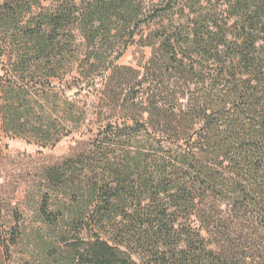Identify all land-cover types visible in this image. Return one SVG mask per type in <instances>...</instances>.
Here are the masks:
<instances>
[{
    "label": "trees",
    "instance_id": "16d2710c",
    "mask_svg": "<svg viewBox=\"0 0 264 264\" xmlns=\"http://www.w3.org/2000/svg\"><path fill=\"white\" fill-rule=\"evenodd\" d=\"M0 72V131L42 148L105 95L34 227L0 193V264H264V0H0Z\"/></svg>",
    "mask_w": 264,
    "mask_h": 264
},
{
    "label": "rangeland",
    "instance_id": "374dc122",
    "mask_svg": "<svg viewBox=\"0 0 264 264\" xmlns=\"http://www.w3.org/2000/svg\"><path fill=\"white\" fill-rule=\"evenodd\" d=\"M152 52L153 49L150 47L132 46L119 64L142 72V68L151 58ZM59 87L61 86L59 85ZM99 89H103L102 84L99 85L98 91L92 90L88 97L86 96L87 91L83 93L85 97L81 99V106L85 107L87 111V123L80 131H74L55 147L42 148L30 139L7 136L0 131V193L2 198L6 200L5 214L10 223L7 224L8 226L14 223L10 218L13 208L17 209L19 215H22L25 226H35L32 217L36 202L32 199V192L40 183L41 170L44 167L62 162L85 148L94 139V135L98 133V119L95 122L96 106L100 103L99 98L105 100L104 93H99ZM103 103L106 102H101L103 107L97 113H103L101 121H108L111 119V114ZM91 121L95 122L92 126H90ZM193 225L199 227L196 221Z\"/></svg>",
    "mask_w": 264,
    "mask_h": 264
}]
</instances>
